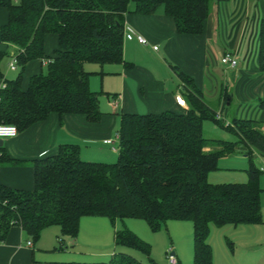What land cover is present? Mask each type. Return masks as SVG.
I'll return each mask as SVG.
<instances>
[{
	"label": "trees",
	"instance_id": "trees-1",
	"mask_svg": "<svg viewBox=\"0 0 264 264\" xmlns=\"http://www.w3.org/2000/svg\"><path fill=\"white\" fill-rule=\"evenodd\" d=\"M214 1L225 0H0L9 20L0 26L4 43L16 46L20 73L4 77L0 50V124L22 131L53 113L79 114L99 122L103 116L99 93L90 87L92 72L85 63H124L125 15H152L164 6L179 33L198 35ZM58 36V48L45 72L33 75L27 89L22 81L27 64L46 58V36ZM259 66L264 72V18L259 34ZM185 89L188 107L160 113L123 112L119 159L108 163L85 160L77 144H63L56 153L33 160L35 187L15 189L0 184V242L18 225L34 241L45 228H61L76 238L83 216H104L115 225L126 218L144 219L153 231L168 221H191L194 227V264H214L209 242L211 227L263 222L260 171L255 156L264 159V120L233 117L231 125L216 118L194 80L175 67ZM264 111V97L258 100ZM215 121L235 140L208 137L204 122ZM237 153L251 161L246 182L212 183L209 176L220 161ZM9 161H15L8 158ZM263 172V171H262ZM118 246L150 256L151 246L124 227L115 231ZM51 264H158L143 263L117 252L108 262L56 261ZM180 264V263H178Z\"/></svg>",
	"mask_w": 264,
	"mask_h": 264
},
{
	"label": "crops",
	"instance_id": "crops-1",
	"mask_svg": "<svg viewBox=\"0 0 264 264\" xmlns=\"http://www.w3.org/2000/svg\"><path fill=\"white\" fill-rule=\"evenodd\" d=\"M130 9L132 12L125 15L124 23L133 25L150 40L152 45H158L159 50L155 51L152 46H144L136 41L125 40L124 57L132 65L87 62L100 65L89 64L91 67L87 69L85 63V69L92 72L91 89L93 84L96 86L97 78L101 76L104 86L102 90L106 92L109 100V107L102 108L100 105L103 112L101 120L93 123L83 115L61 116L53 113L48 119L19 131L16 137L5 138L0 146V184L15 189H34L33 160L56 153L63 144L79 145L80 155L85 160H108L102 154L105 147H109L104 140L116 137L115 128L120 127L123 112L160 113L168 109H180L183 106L176 100L178 95L185 98L188 107L183 82L176 69H174L175 74L170 70L174 67H179L191 77L197 88L203 92L205 100L217 112L221 111L225 114L229 120L233 117L264 120V111L258 104V100L264 97V72L259 66V34L261 20L264 18V0L214 1L205 21L204 30L198 35L179 33L174 19L166 14L164 6L159 7L152 15L134 13V3ZM8 20V10L0 7V26L6 24ZM57 48L58 36L53 33L48 34L46 58L35 59L27 64L22 81L23 89H27L33 75L46 71L47 59L54 56ZM0 50L8 52L7 57L11 62L16 46L4 43L1 39V31ZM227 53L238 56L239 64L236 68H227L222 64L221 58ZM169 58L177 66L169 63ZM18 69L19 67L15 70L9 68L8 72L9 70L15 72ZM166 69L169 78L165 75ZM3 74L10 79L18 76L15 73L13 77H8L4 72ZM3 83L4 79L0 78V89ZM232 105L235 106L233 111L230 110ZM7 157L15 161H9ZM94 217L104 216H83L78 236L82 231H86L85 225L88 221H92L90 235L100 236L102 228L98 224H93L96 220L91 219H96ZM227 226L240 227L239 233L248 235V231H251L250 236L257 235L254 224L212 226L209 242L214 251V264H224L216 255L215 245L219 244L218 237L221 239L224 235V233L219 235V229ZM106 229L109 234V227ZM114 229L116 231V225ZM114 229V247L113 250L111 247V251L107 252L106 256H111L110 259L117 252H129L126 250L129 247L116 245ZM78 236L65 237V244L61 249L66 252L67 240L72 238L73 243H76ZM60 238H62L61 228L57 225L45 228L38 241L31 239L21 226L14 225L6 239L0 242V264H51L59 261L61 258L59 259V254H55L57 253L55 241L57 239L60 244ZM29 241L32 245H28ZM170 247H173L177 255L174 245L171 244ZM177 258L178 263L182 264L178 255Z\"/></svg>",
	"mask_w": 264,
	"mask_h": 264
},
{
	"label": "rangeland",
	"instance_id": "rangeland-1",
	"mask_svg": "<svg viewBox=\"0 0 264 264\" xmlns=\"http://www.w3.org/2000/svg\"><path fill=\"white\" fill-rule=\"evenodd\" d=\"M133 5V2L131 3ZM170 59V58H169ZM10 60L8 57L3 61V72L8 77H13L15 73L17 76L20 73V67L17 71H10L9 64ZM173 66L177 64L171 59L168 60ZM94 63H87L86 68L89 69ZM94 66H100L94 64ZM11 69V68H10ZM175 67L171 68V72L175 74ZM167 69L165 70V75H167ZM166 77H170L167 75ZM95 80V79H94ZM96 82V81H95ZM103 82L101 76L97 78L96 86H92V90L98 92L100 95V105L102 108L109 107V100L107 98L106 92L102 89ZM105 90V89H104ZM107 105V106H106ZM231 111L234 110L235 106H231ZM144 113V112H142ZM241 115V114H240ZM232 116V115H231ZM241 118V117H240ZM119 128H115L114 136L119 133ZM204 132L208 137L223 138L228 140H235L236 137L233 133L227 129L221 127L215 121L206 120L204 122ZM115 138V137H113ZM109 146V145H108ZM119 146V145H118ZM119 149L117 151L112 150L111 146L105 147V151L102 153L106 161L113 163L117 162L119 159ZM253 166L260 171V183L263 188L261 208L263 215V222L254 224L256 228V234L250 236L249 234L239 233L240 227L235 228L233 226H227L224 229H219V235L224 233V235L218 237L219 244L215 245L216 255L224 264H264V172H262V167L264 166V159L260 156H255L253 159ZM251 161L248 157H245L243 153H237L231 157L223 158L220 161V166L222 169L217 170L210 174V180L216 183H234V182H246L249 179L247 169L251 166ZM96 220L93 221L98 224L102 231L100 236L90 235L89 229L92 221H88L85 225L86 231H82L81 235L78 236L77 242L72 238H69L66 243V252L61 249L60 244L57 239L55 241V248L57 249L55 254H59V261H108L110 257L107 256V252L113 250V229L116 225L117 228H128L133 231L139 238L147 242L151 246V254L147 255L145 252L134 249L127 248L129 250L128 254L136 257L143 263H149L150 259H153L158 264H167L168 260V250L171 244L174 245L176 253L181 260L182 264H194L195 261V251H194V227L191 221H180L172 220L168 221L166 226H163L158 231H153L146 220L139 218H126L124 221L117 220L115 225L107 217H94ZM90 220V219H88ZM83 222V221H82ZM106 227H109L110 233L108 234ZM216 228V227H215ZM112 229V231H111ZM215 230V229H214ZM107 231V232H106ZM112 232V233H111ZM115 234V229H114ZM232 244V245H231ZM54 249V248H53ZM117 251V250H116Z\"/></svg>",
	"mask_w": 264,
	"mask_h": 264
},
{
	"label": "built area",
	"instance_id": "built-area-1",
	"mask_svg": "<svg viewBox=\"0 0 264 264\" xmlns=\"http://www.w3.org/2000/svg\"><path fill=\"white\" fill-rule=\"evenodd\" d=\"M124 36H125V40H130V41H136L144 46H152V48L155 51L159 50V46L158 45H152V43L150 42V40L143 35L140 31H138L133 25L130 24H125L124 27ZM48 62V60H47ZM221 62L224 66H226L227 68H236L239 64V58L236 54H232V53H227L225 54L222 58H221ZM18 67V60L16 58L15 55H13V59L10 62V68L12 70H15ZM6 86V82L4 81L3 83V87ZM176 100L178 102L179 105L186 107V100L182 95H178L176 97ZM216 118L218 120H222L224 121V124L226 126H230L231 120H229L227 118V116L225 114H223L221 111H218L216 113ZM19 134V130L15 125L12 124H0V138H14ZM119 141H120V134L118 133L116 135L115 138L111 137V138H106L104 140V143L111 146L112 150L117 151V149L119 148ZM262 171L264 172V166L262 167ZM28 245H32V242L29 241ZM168 260L170 264H178V258L177 255L175 254V251L173 249V247H170L168 250Z\"/></svg>",
	"mask_w": 264,
	"mask_h": 264
},
{
	"label": "water",
	"instance_id": "water-1",
	"mask_svg": "<svg viewBox=\"0 0 264 264\" xmlns=\"http://www.w3.org/2000/svg\"><path fill=\"white\" fill-rule=\"evenodd\" d=\"M3 142H4V139L0 138V146L3 144Z\"/></svg>",
	"mask_w": 264,
	"mask_h": 264
}]
</instances>
